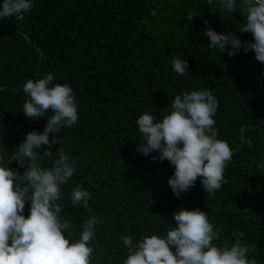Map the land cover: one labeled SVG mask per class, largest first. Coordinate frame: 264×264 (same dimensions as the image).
<instances>
[{"label":"trees","instance_id":"16d2710c","mask_svg":"<svg viewBox=\"0 0 264 264\" xmlns=\"http://www.w3.org/2000/svg\"><path fill=\"white\" fill-rule=\"evenodd\" d=\"M31 3L28 13L0 20V166L21 175L26 170L12 158L26 134L43 133L53 113L27 120L23 86L51 73L50 86L72 88L78 121L60 129L59 144L50 149L53 155L39 164L50 169L59 148L76 161L74 176L60 186L59 215L73 225L63 230L70 242L80 239L90 217H97L89 242L94 249L91 264H123L128 255L124 236L134 244L145 236L166 238L176 227L174 214L182 208L207 214L219 234L216 246L231 247L239 239L255 246L248 258L264 264V64L254 51L245 53L243 48L230 57L229 45L222 54L209 47L203 34L207 21L218 34L235 32L242 43L254 42L252 34L239 32L245 23L239 7L229 13L219 0L211 6L208 0ZM174 58L187 60L185 75L173 70ZM205 89L219 105L213 117L217 139L232 151L223 173L227 184L207 197L198 177L195 186L177 198L168 184L174 166L167 160L153 162L159 153L144 156L136 151L143 143L136 120L147 112L162 122L175 96ZM55 138L49 134L50 140ZM47 148L42 145L41 154ZM78 185L91 196L88 209L71 200ZM30 205L25 204L26 218Z\"/></svg>","mask_w":264,"mask_h":264},{"label":"clouds","instance_id":"9594fccd","mask_svg":"<svg viewBox=\"0 0 264 264\" xmlns=\"http://www.w3.org/2000/svg\"><path fill=\"white\" fill-rule=\"evenodd\" d=\"M213 0H208L212 5ZM219 6L229 13L237 11L245 18L239 32L250 33L254 42H241L235 32L218 34L204 21V35L210 40V48L235 57L243 48L245 53L254 51L258 62L264 64V0H219ZM33 8L31 0H4L0 8V20L19 17ZM188 12L187 20L193 18ZM173 70L185 75L189 69L187 60L174 58ZM54 76L49 73L41 79H29L23 86L27 99L23 113L27 120H38L51 111L43 133L26 134L13 156V161L26 168L23 175L8 167L0 166V264H91L93 251L89 242L94 237L96 216L83 224L80 239L70 242L63 230L73 227L60 217L62 207L61 185H67L74 176L76 161L69 159L62 148L59 158L50 169L40 166L39 160L50 157V149L59 144L58 132L62 127L71 128L78 121V108L72 88L68 84L50 86ZM163 94V93H162ZM218 101L211 90L185 92L177 95L172 111L162 122L145 112L136 120L143 143L136 151L148 156L159 153L153 162L169 161L174 175L168 180L177 198L195 186L202 177V186L211 197L227 184L224 170L232 160V151L226 141L217 139L213 117ZM49 134L56 138L49 139ZM250 147L252 140L247 141ZM48 148L41 154V146ZM3 156L0 155V161ZM264 167V164L261 165ZM91 178H89L90 180ZM91 196L79 185L71 191L74 204L89 208ZM30 201V214L23 215L26 202ZM176 227L167 231L166 238L158 235L145 236L133 243L129 236L121 238L128 255L123 264H257L247 254L255 251L254 245L241 244L237 239L231 247H218L213 242L219 238L206 213L181 209L172 218ZM242 237L244 233L233 232ZM175 249V252L173 251Z\"/></svg>","mask_w":264,"mask_h":264}]
</instances>
